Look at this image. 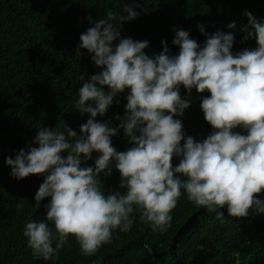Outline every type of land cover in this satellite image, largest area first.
<instances>
[{
	"label": "clouds",
	"instance_id": "obj_1",
	"mask_svg": "<svg viewBox=\"0 0 264 264\" xmlns=\"http://www.w3.org/2000/svg\"><path fill=\"white\" fill-rule=\"evenodd\" d=\"M138 7L125 4L122 12L108 11L99 21L89 17L94 26L80 36L79 47L101 69L87 80L80 76L75 109L91 117L80 126L81 135L64 122L54 129L40 127L27 149L6 158L17 180L44 176L33 209L50 198L46 216L29 219L23 229L34 258L55 261L70 238L82 256H93L113 242L114 234L131 232L137 213L163 235L182 196L221 222L225 208L238 220L264 214V198L257 195L264 193V19L243 13L248 22L240 31L244 41L256 40L254 49L234 54V31L209 35L201 24L207 37L203 46L189 31L174 29L172 44L179 54L170 55L162 41L163 51L148 55L147 40L121 36L122 23L136 19ZM181 87L189 95L193 89L210 93L201 109L213 130L202 141L186 136L182 120L174 118L190 106ZM126 90L125 113L115 117L119 126L97 121ZM121 129L132 144L123 152L112 143ZM93 153L98 154L95 166H82ZM113 166L123 192L104 190L101 174L110 176ZM144 248L152 251L147 243ZM236 260L239 264V256Z\"/></svg>",
	"mask_w": 264,
	"mask_h": 264
},
{
	"label": "trees",
	"instance_id": "obj_2",
	"mask_svg": "<svg viewBox=\"0 0 264 264\" xmlns=\"http://www.w3.org/2000/svg\"><path fill=\"white\" fill-rule=\"evenodd\" d=\"M125 4H137L139 16L122 23V38L149 42L146 54H160L162 41L170 55H178L172 44L175 30H187L201 46L216 31H234L233 53L257 47L256 40H243L241 27L247 24L243 14L249 11L264 19V0H0V264H264V214L251 213L237 219L227 215L224 222L197 207L182 196L173 210L172 227L163 235L155 233L139 219L129 233L114 234L113 242L93 256H82L80 246L70 238V246L60 251L55 261L34 258L23 235L29 219H43L45 204L33 209L35 194L44 181L42 174L23 180L11 176L5 161L8 156L31 144L40 127L56 128L63 122L81 135L80 126L90 114L75 109L83 81L101 71L86 49L79 47L80 36L106 18L108 11L122 12ZM126 15V13H123ZM235 22V30L227 25ZM115 43V42H114ZM107 90V89H106ZM127 90L114 98L112 106L99 122L118 127L127 104ZM182 98L190 106L180 118L186 136L202 141L212 132L201 109L209 92L195 89L189 95L181 87ZM235 131L246 134L242 129ZM118 151L132 144L121 129L112 137ZM183 144V141L181 142ZM97 153L82 165L95 166ZM179 158H173V165ZM106 192L120 189L121 174L113 166L112 174H101ZM264 198V193L257 194ZM22 206V207H21ZM150 245L152 251L144 248Z\"/></svg>",
	"mask_w": 264,
	"mask_h": 264
}]
</instances>
